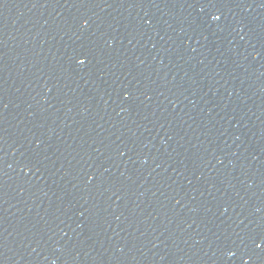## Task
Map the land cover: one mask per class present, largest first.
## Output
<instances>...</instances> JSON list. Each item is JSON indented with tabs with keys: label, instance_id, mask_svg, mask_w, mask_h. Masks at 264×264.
Returning a JSON list of instances; mask_svg holds the SVG:
<instances>
[{
	"label": "water",
	"instance_id": "1",
	"mask_svg": "<svg viewBox=\"0 0 264 264\" xmlns=\"http://www.w3.org/2000/svg\"><path fill=\"white\" fill-rule=\"evenodd\" d=\"M262 233L264 0H0V264H262Z\"/></svg>",
	"mask_w": 264,
	"mask_h": 264
},
{
	"label": "snow or ice",
	"instance_id": "2",
	"mask_svg": "<svg viewBox=\"0 0 264 264\" xmlns=\"http://www.w3.org/2000/svg\"><path fill=\"white\" fill-rule=\"evenodd\" d=\"M204 2L208 3L210 6H214L215 0H204ZM212 19L217 22L221 19V15L216 13L212 14ZM81 63H83V61H81ZM250 239L251 245H254L252 251L264 252V233L259 236H252ZM262 264H264V261H262Z\"/></svg>",
	"mask_w": 264,
	"mask_h": 264
}]
</instances>
